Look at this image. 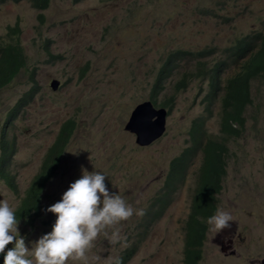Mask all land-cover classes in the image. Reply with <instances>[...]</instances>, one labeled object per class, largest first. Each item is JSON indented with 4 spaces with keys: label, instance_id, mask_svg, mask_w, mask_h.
<instances>
[{
    "label": "rangeland",
    "instance_id": "obj_1",
    "mask_svg": "<svg viewBox=\"0 0 264 264\" xmlns=\"http://www.w3.org/2000/svg\"><path fill=\"white\" fill-rule=\"evenodd\" d=\"M15 23L27 65L0 90V154L2 141L13 149L7 167L16 185L13 191L0 176V200L19 205L59 126L68 118L75 122L39 211L18 221V235L31 250L57 219L47 209L84 171L105 175L111 194L146 213L163 191L170 161L191 144L196 119L203 118V141L221 140V94L207 98L201 79L175 92L174 60L168 65L171 78L154 96L155 106L172 99L163 136L142 147L124 125L138 103L151 100L153 79L172 51L205 49L210 52L207 64L226 61L223 79L237 72L241 61L233 62L230 51L238 40L264 28V0H50L45 10L27 1L0 4V37ZM179 65L182 72L193 68L186 60ZM52 79L60 82L56 91L49 85ZM250 88L252 102L244 111L243 128L227 140L226 172L216 197L217 209L230 213L233 221L217 233L207 223L198 264H264V76L252 80ZM29 91L27 102L8 117ZM200 155L191 157L184 182L154 223L134 214L106 229L87 254L88 264H110L139 239L126 264H184L182 227ZM115 231L122 239L113 244ZM13 247L14 242L4 252Z\"/></svg>",
    "mask_w": 264,
    "mask_h": 264
},
{
    "label": "trees",
    "instance_id": "obj_2",
    "mask_svg": "<svg viewBox=\"0 0 264 264\" xmlns=\"http://www.w3.org/2000/svg\"><path fill=\"white\" fill-rule=\"evenodd\" d=\"M7 1L18 3L27 1L36 10H45L50 0H0V4ZM78 1V0H75ZM5 36L0 37V90L8 85L19 71L26 68L27 56L20 43V27L18 23L8 26ZM51 56L49 53H47ZM210 55L205 49L191 51L178 49L170 52L158 70L151 86V100L155 105L154 96L165 88L166 82L171 78L168 65L175 61L178 79L175 83V92L184 90L191 81L197 78L205 79L208 83L206 97L209 99L220 96L219 131L221 140L217 137L206 138L203 129V118L193 122L190 130V141L180 155L169 163L165 175L163 191L156 196L148 211L144 214L147 224L154 223L165 210L170 201V196L177 191L186 177V170L191 157L200 155L195 184L190 197L189 212L182 227L184 234L183 262L184 264H198L202 259V247L206 238L208 219L216 212V197L222 188V179L226 172V159L228 157L227 140L237 136L243 128L244 111L252 102L251 81L264 76V28L247 34L237 41V47L230 51L233 62L241 61L240 68L235 74L222 78L225 60H220L212 65L207 64L206 58ZM188 61L193 68L186 72L180 71L179 61ZM29 99V92L24 93L14 107L8 112L12 117L16 109L25 104ZM172 100V99H171ZM171 100L160 103L168 112L171 109ZM75 129L73 118L66 119L60 126L57 135L48 147L38 172L33 176L29 186L20 198L19 205L15 208L18 221L26 220L37 214L41 207L43 191L47 183L57 172L67 143ZM13 149L2 141L0 154V176L8 187L16 191L14 176L10 175L8 165ZM142 236V235H141ZM140 239L126 247L121 255L122 264H126L137 251ZM6 252L0 253V264H3ZM110 264H113L110 263Z\"/></svg>",
    "mask_w": 264,
    "mask_h": 264
},
{
    "label": "clouds",
    "instance_id": "obj_3",
    "mask_svg": "<svg viewBox=\"0 0 264 264\" xmlns=\"http://www.w3.org/2000/svg\"><path fill=\"white\" fill-rule=\"evenodd\" d=\"M205 81L208 89L207 80ZM47 211L57 217L52 231L39 238L29 250L25 239L18 235L15 208L10 206L7 200H0V253L14 242V247L6 252L3 264H68L70 260L88 264L87 254L102 232L127 221L134 214H145L144 209H134L121 195L111 194L105 185V175L87 171H84L82 178L73 182L64 192L62 199ZM229 221H233V216L217 209L215 215L207 222L211 226L210 230L217 233L228 227ZM121 239L119 231L112 233L113 244L119 243ZM95 259L100 260V257L97 255ZM113 264H122L121 258H114Z\"/></svg>",
    "mask_w": 264,
    "mask_h": 264
},
{
    "label": "water",
    "instance_id": "obj_4",
    "mask_svg": "<svg viewBox=\"0 0 264 264\" xmlns=\"http://www.w3.org/2000/svg\"><path fill=\"white\" fill-rule=\"evenodd\" d=\"M50 87L57 90L59 80L52 79ZM167 115L165 107H157L150 100H144L133 108L124 129L135 134V142L139 146H148L164 134Z\"/></svg>",
    "mask_w": 264,
    "mask_h": 264
},
{
    "label": "flooded vegetation",
    "instance_id": "obj_5",
    "mask_svg": "<svg viewBox=\"0 0 264 264\" xmlns=\"http://www.w3.org/2000/svg\"><path fill=\"white\" fill-rule=\"evenodd\" d=\"M224 249V248H223Z\"/></svg>",
    "mask_w": 264,
    "mask_h": 264
}]
</instances>
